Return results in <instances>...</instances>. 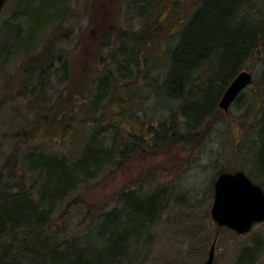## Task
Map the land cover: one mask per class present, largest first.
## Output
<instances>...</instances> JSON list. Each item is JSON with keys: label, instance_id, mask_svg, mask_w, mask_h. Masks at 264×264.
<instances>
[{"label": "trees", "instance_id": "obj_1", "mask_svg": "<svg viewBox=\"0 0 264 264\" xmlns=\"http://www.w3.org/2000/svg\"><path fill=\"white\" fill-rule=\"evenodd\" d=\"M134 2V10L144 19L142 28L132 33L108 25L99 43L102 67L87 78L85 73L84 84H76L71 74L73 56L54 47L67 36L60 27L71 0H8L1 13L10 14L0 22V75L6 71L3 65L21 53L20 93L40 96L52 72L67 79L66 89L74 91V97L63 101L60 94L57 101L40 104L35 125L45 123L43 136L53 135L58 126L63 135L57 138L62 141L68 135L71 142L79 133L76 137L86 135L87 139L77 147L75 137L71 145L76 149L61 156L34 147L22 157L21 144L15 143L4 157L0 163V264H128L148 227L169 215L171 204H185L187 192L181 185L154 188L149 179L151 190L139 184L123 189L117 195L120 207L105 210L85 203L78 222L72 216L82 211L80 198L68 201L59 216L58 207L99 171L120 165L119 158L129 159L140 145L147 147L142 151L167 146L182 149L192 142L197 146L198 138L207 136L204 128L212 133L221 113L219 99L235 76L247 65L252 69L264 63V0H201L170 34L161 33L163 20L156 19L163 1ZM261 74L264 88V67ZM254 87L252 80L247 89L253 92L255 111L252 114L246 108L242 116L249 122L255 115L259 129L251 124L243 133L242 145L250 159L260 160L254 165L264 182V91ZM108 105L118 108L119 121L138 123L137 129L144 133H125L123 139L114 136L119 121H103ZM106 130L112 131L111 137L107 134V141L96 144V137ZM26 133L16 131L11 137L26 143ZM234 171L227 168L218 174ZM214 180L209 182V192ZM256 183L264 190V183ZM223 230L228 229L218 231ZM215 232L206 241L212 243ZM257 249L256 244L244 248L235 264H252Z\"/></svg>", "mask_w": 264, "mask_h": 264}, {"label": "rangeland", "instance_id": "obj_2", "mask_svg": "<svg viewBox=\"0 0 264 264\" xmlns=\"http://www.w3.org/2000/svg\"><path fill=\"white\" fill-rule=\"evenodd\" d=\"M161 2L156 19L163 20L160 26L164 25L165 30L162 28L161 33L169 32L170 34L176 32L175 26L179 24L180 27L201 0H161ZM134 3V0H71V8L69 12H66L62 25L60 24V29L66 32L67 36L65 40L54 44V47L56 52L63 50L69 53V56H73L70 69L76 84H84L87 77L94 75L97 69L102 67L98 60L99 54L103 52L99 48V43L101 33H108V25L121 28L124 32L140 31L144 19L134 10ZM9 14L8 11L7 14L1 15L0 22ZM53 29L51 28V34ZM163 49V42H160V50L163 51ZM23 57L20 53L16 59L3 65L6 71L3 72L5 74L0 75V163L15 143L21 144L22 157L34 147L37 150L45 149L47 153L61 156L75 148L71 142L75 144V137L80 135L79 133L74 136L71 142L67 141V135L64 138L65 141H62L63 139L57 138L63 135L58 126L53 135H42L46 130L45 123L35 125L40 119L41 111L38 106L40 104L47 106L61 96L64 98L63 101H66L69 95L74 97L75 92H68L67 79L63 77L60 79L56 72H52L40 96L38 94L35 98L33 93H20L22 76L17 69ZM217 67L221 68L218 65ZM250 67L251 65H247L243 70L252 73L255 91L262 85L261 73L264 63L252 66V69ZM217 70L214 68L213 71ZM261 90L264 91V88L261 87ZM261 97V100L264 99L263 96ZM252 98V90L245 89L227 113L220 110L221 113L214 121L212 133L209 135V129L204 128V134L207 133V136L203 139L199 137L197 146H194L192 142V145L182 149L167 146L153 151L150 149L142 151V147L145 149L147 147L140 145L129 159L119 158L120 165L108 166L99 171L95 179L86 187L68 196L64 204L58 207L56 215L59 216L66 203L76 197L83 202L79 209L82 211L79 214L75 212L72 216V220L78 222L84 214L85 203L105 210L115 206L120 207L117 195L123 189L138 184L144 190H151L152 187L163 188L171 183L181 185V188L187 192L185 204L175 206L171 204V213L164 214L158 225L148 227L146 234L140 238L136 251L130 253L131 258L128 264H204L211 244L210 239L208 241L206 239L216 230L210 217L213 190L208 191L209 182L215 179L219 171L233 168L235 171L242 170L251 177L252 181L254 180L253 182L264 183L257 175L256 166L258 165H254L255 162L260 163V160L256 157L254 160L250 159L251 156L242 145L243 133L250 130L251 124L255 125V130L259 129L255 115L249 120L250 124L245 121V116H242L246 108L249 109V113L253 114L255 111ZM147 103L143 105L146 106ZM260 105L261 103L257 104V108ZM117 109L114 105L104 108L103 121L117 124L116 122L121 119V117L117 119L119 113ZM252 114H250L251 117ZM137 125L128 119H123L116 125L118 129L113 131L115 133L113 134L123 139L127 135L125 133L137 131L139 129ZM16 131L29 132L26 133V143H23L26 140L17 141L11 137ZM138 131L144 133L142 128ZM107 134L111 137L112 131L106 130L104 134L100 133L95 143L99 144L101 139L107 141L108 138L105 136ZM76 138L79 141L78 147L81 144L80 141L85 143L87 136ZM22 169L26 171L25 167ZM149 179L152 181V187L147 182ZM67 213H72L71 209ZM61 220H64L63 217H60ZM179 221L181 223H178ZM253 244H256L258 249L251 263L264 264V222L256 224L244 235H237L229 229L223 230L219 233L216 243L213 264H235L241 251L244 248H251Z\"/></svg>", "mask_w": 264, "mask_h": 264}, {"label": "water", "instance_id": "obj_3", "mask_svg": "<svg viewBox=\"0 0 264 264\" xmlns=\"http://www.w3.org/2000/svg\"><path fill=\"white\" fill-rule=\"evenodd\" d=\"M8 0H0V14ZM251 72L241 71L223 92L218 108L227 113L237 97L250 86ZM210 217L216 225L204 264H213L219 229L226 228L238 235L248 233L255 224L264 222V191L243 171L221 172L213 182Z\"/></svg>", "mask_w": 264, "mask_h": 264}]
</instances>
